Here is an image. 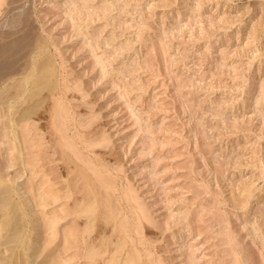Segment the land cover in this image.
<instances>
[{
	"label": "rangeland",
	"instance_id": "rangeland-1",
	"mask_svg": "<svg viewBox=\"0 0 264 264\" xmlns=\"http://www.w3.org/2000/svg\"><path fill=\"white\" fill-rule=\"evenodd\" d=\"M17 15L6 78L39 41L57 83L19 114L20 159L0 125L29 260L264 264V0H0V23Z\"/></svg>",
	"mask_w": 264,
	"mask_h": 264
},
{
	"label": "bare ground",
	"instance_id": "bare-ground-1",
	"mask_svg": "<svg viewBox=\"0 0 264 264\" xmlns=\"http://www.w3.org/2000/svg\"><path fill=\"white\" fill-rule=\"evenodd\" d=\"M16 17L6 24L4 20L0 23V28L4 24L9 28L6 32H0V83L3 84L0 89V108L2 109L0 111V125H2L3 131H6L5 128H7L8 132L11 133V137L9 138L11 148L12 150H16V156L20 159L21 148L20 143H18L20 138L15 128L22 121L29 118V113L21 116L19 114L34 102L46 100L48 96L41 95V93L46 91L50 95L52 91L56 90L57 83L53 81L55 76L53 61L49 55L44 54L45 45H42L39 41L34 44L35 52L30 55V61L26 64L24 73L12 76L9 79L6 78L7 70L11 69L13 65L17 67L18 60L25 56L20 54L19 51H15L12 56H6L7 48L2 47V43L7 40L8 36L13 35L25 26L24 20L20 19V15ZM16 67L13 70H9V72L15 74L13 71ZM53 115L58 126H62L60 131L63 133V124L67 118V111L62 103L55 105ZM90 169L97 178L103 176L102 171L96 166ZM77 175L82 180H86L87 178L84 172H79ZM101 183L102 185H109L107 181H101ZM17 191L11 182L0 179V264H35L29 260L32 253L28 252V250L32 249V245L36 241H32L30 245L27 244V240L31 239L33 234L27 233L25 214L19 202L14 199ZM88 195L81 211L89 215V220L97 222L100 216V202L92 192ZM124 196L126 199H131L128 191ZM105 205L108 207L110 211L108 213L110 214L118 211L114 207L110 194H106L105 196ZM138 259V257L131 256L126 259V263L136 264Z\"/></svg>",
	"mask_w": 264,
	"mask_h": 264
}]
</instances>
